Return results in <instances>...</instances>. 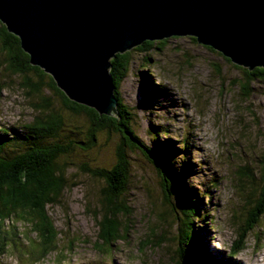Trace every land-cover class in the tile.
Returning a JSON list of instances; mask_svg holds the SVG:
<instances>
[{"label":"rangeland","instance_id":"1","mask_svg":"<svg viewBox=\"0 0 264 264\" xmlns=\"http://www.w3.org/2000/svg\"><path fill=\"white\" fill-rule=\"evenodd\" d=\"M163 40H153L147 50L138 46L130 49L132 61L120 87L121 96L136 111L134 128L143 141L151 143L153 125L167 129L180 144L187 139V155L194 164L191 182L202 191L209 183L218 182L211 189V198L205 199L206 212L213 213L207 218L213 220L203 226L209 236L208 249L214 258L224 260L237 240L236 215L239 224L246 221L252 206L247 199L253 200L259 193L253 187L262 185L264 81L257 78L249 83L248 90L243 89L246 79L243 66L221 52L189 35ZM6 57L0 41V126L32 122L40 113L33 102H42L46 95L52 98L55 110L63 119V132L72 129L81 136L86 134L89 123L85 116L74 114L64 106L48 84L39 95L27 94L28 89L22 84L24 75L8 70ZM144 68L151 69L155 84L165 89L163 97H155L151 90L152 105L142 103L148 95L142 81H149L141 78ZM28 75L38 79L34 73ZM45 83H49L48 77ZM122 140L123 135L117 129H99L97 144L91 150L76 143L75 159L78 163L87 161L94 168H112L117 159L115 147ZM134 149L128 151L131 174L123 196L133 209L131 219L127 220L130 229L123 231L129 234L128 238H115L99 244L103 249H98V213H103L102 197L107 181L78 165H69L65 171L69 180L61 198L47 206L48 216L58 231L56 248L45 251L31 215L20 210L12 214L14 221L4 222L6 229L10 230L14 224L20 231H12L14 234L7 238L0 264H177V247L172 239L161 247L154 246L152 241L153 245L143 246L141 250V241L158 235L161 230L159 209H165V203L167 207L170 205L164 200L155 166L140 150ZM245 165L253 170L254 185L239 177L238 169ZM22 214L24 217H20ZM176 225H168L173 234H177ZM255 231L260 240L254 247ZM255 231L249 232L244 250L233 257L234 264H264V218Z\"/></svg>","mask_w":264,"mask_h":264},{"label":"trees","instance_id":"2","mask_svg":"<svg viewBox=\"0 0 264 264\" xmlns=\"http://www.w3.org/2000/svg\"><path fill=\"white\" fill-rule=\"evenodd\" d=\"M0 41L1 49L7 55L8 70L13 74L24 75L22 84L28 89L27 94L39 95L45 84H48V87L57 92L56 95L62 99L64 106L74 114L85 116L89 123L84 136L72 129H69V133L63 132V119L55 110L52 98L43 95L42 102H33V106L40 113L34 116L32 122L8 127L0 126V257L5 253L7 238L11 233L20 231H17L14 224L10 230L6 229L4 222L13 219L12 214L20 210L31 215L45 251L49 252L56 248L58 231L48 216L47 206L61 198L69 180L65 175L69 165H78L83 171L107 181L108 186L104 189L102 197L103 213H98L100 218L98 249H103L102 246H98L99 244L114 241L115 238L120 239L122 236L128 238L129 234H123V231L130 229L127 220L131 219L133 209L123 196L126 195L131 174L128 151L136 148L155 166L163 188L164 200L171 206L167 207L165 203V209H159L158 218L162 219L161 230L158 235L153 234L143 239L141 250L143 246L153 245L152 241H155L154 246L161 247L164 242L172 239L177 247L175 251L177 264H234L233 257L244 250L248 243L249 232H254L260 220L264 218V174L262 185L253 187V191L258 190L259 193L253 200L247 199L251 201L252 206L246 215V221L239 224L238 215L235 217L239 231L237 240L231 245L229 257L217 260L208 249L209 236L206 235L207 230L203 225L213 220L207 218L213 213L206 212L205 199L211 198V189L215 188L218 182L209 183L204 191L191 182V177L194 176V164L189 162L187 155V139L182 144L178 143V139L173 138L167 129L160 128V125L152 126L151 143L143 141L136 132L134 128L136 111L124 102L120 92L121 84L130 70L131 50L118 52L110 60V72L120 116L118 120L117 116L99 115L95 108L68 98L51 75L30 63V56L22 49L19 37L9 32L1 21ZM153 43L154 41H145L138 45V48L147 50ZM147 60L150 61L151 58L147 57ZM242 69L246 78L243 89L248 90L249 83L257 78H262L264 81V68L242 67ZM29 72L34 73L38 79H31ZM141 73H143L142 80L148 78L150 81L149 83L140 80L143 82V90L148 92L146 100L142 103L152 105L151 90L155 92V97H163L165 89L160 84H155L151 69L144 68ZM45 77H48L49 83H45ZM1 91L2 87H0V96ZM106 128L117 129L123 135L122 142L115 147L117 159L112 168H94L87 161L78 163L74 155L76 143L81 144L84 149L91 150L97 144L98 130ZM261 160L264 167V156ZM251 170L249 165L241 166L238 174L242 181L252 182L254 185L256 181ZM20 217H24V214ZM170 224L173 226L177 224V234L170 232L168 229ZM153 231L154 226L150 232ZM259 240V233L255 231L254 247Z\"/></svg>","mask_w":264,"mask_h":264},{"label":"water","instance_id":"3","mask_svg":"<svg viewBox=\"0 0 264 264\" xmlns=\"http://www.w3.org/2000/svg\"><path fill=\"white\" fill-rule=\"evenodd\" d=\"M0 21L71 100L120 119L111 58L189 35L264 68V0H0Z\"/></svg>","mask_w":264,"mask_h":264},{"label":"bare ground","instance_id":"4","mask_svg":"<svg viewBox=\"0 0 264 264\" xmlns=\"http://www.w3.org/2000/svg\"><path fill=\"white\" fill-rule=\"evenodd\" d=\"M264 261V260H263Z\"/></svg>","mask_w":264,"mask_h":264}]
</instances>
